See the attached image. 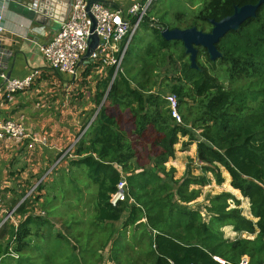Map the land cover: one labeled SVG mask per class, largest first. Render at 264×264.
Wrapping results in <instances>:
<instances>
[{
    "label": "trees",
    "instance_id": "obj_1",
    "mask_svg": "<svg viewBox=\"0 0 264 264\" xmlns=\"http://www.w3.org/2000/svg\"><path fill=\"white\" fill-rule=\"evenodd\" d=\"M257 1L205 0L184 28L196 27L207 32L210 20L219 21L231 15L235 6ZM158 27L159 24L153 28L156 54L151 50L155 65L158 66V55L159 61L179 72L174 77L177 81L168 90L155 92V82L147 85L145 74L143 81L133 86V79L118 71L107 92L115 67L106 65L105 76L97 77L91 99L93 109L87 112L78 136L83 133L72 147V155L63 161L78 172L85 169L86 186L96 189L94 193L86 190L91 206L83 209L81 215L92 226L90 242L93 235L99 234L96 240L99 244L90 247L89 252L96 251L95 255L89 254L84 262L91 264L90 258L100 255L110 244L108 260L114 264H123L125 249L135 250L136 264H240L244 257L247 264H261L264 261V5L254 19L219 40L216 48L221 57L216 61H210L206 50L198 48V69L190 68L182 44L163 39ZM163 28L173 27L163 24ZM103 66L102 62H90L85 66L86 73ZM164 92L176 97L182 119L179 123L171 116ZM180 137H187L182 144L184 148L196 145V161L204 175L211 173L220 185L224 179L219 169L227 172L230 186L248 200L252 219L243 216L239 201L226 193L209 199L207 220L188 207L200 196L198 189L189 187L206 186L208 180L204 175L173 180L175 170H166L165 164L174 158ZM121 180L126 183L128 198L113 205L111 196L117 192ZM42 183L36 187L38 192L43 190ZM32 193L17 207L20 199L13 203L12 208L16 207L13 214L21 217L16 225L6 222L2 226L0 264H36L30 262L29 255H23L35 243L48 245L49 236L44 229L55 230L49 216L56 215L44 208L35 211ZM52 199L44 204H51ZM228 200L235 202L236 207L229 208ZM83 217L75 224H81ZM122 217L121 231L117 232L114 226ZM227 226L254 238H226L222 229ZM126 234L131 235L132 245L124 243ZM56 235L62 237L60 233ZM75 250L77 253L78 246Z\"/></svg>",
    "mask_w": 264,
    "mask_h": 264
},
{
    "label": "rangeland",
    "instance_id": "obj_2",
    "mask_svg": "<svg viewBox=\"0 0 264 264\" xmlns=\"http://www.w3.org/2000/svg\"><path fill=\"white\" fill-rule=\"evenodd\" d=\"M144 1L146 4L148 3V0H143V2ZM204 1L205 0H151L144 14V17L146 16V18L139 22V26L127 44L121 63L120 72L125 77L128 76L129 79H133V86L136 82L143 81V74L147 77V85L151 86L155 82L153 89L155 92L159 91L162 93L163 91L168 90L173 82L177 81H175L176 78L174 77H178L179 72L175 73L174 70L167 67L166 62L162 63V61H159L158 55H156V63L158 66L155 65V58L153 57L152 51H154L155 55L156 48L154 40L156 34L154 33L153 28L158 24L160 25V27H158L160 30L161 25L163 24L173 28H184L189 24L190 17L197 15L199 8L203 5ZM53 25H58V23L54 22ZM133 26L134 25H131V30L133 29ZM126 40L127 38L123 40L120 45L125 46ZM145 60L146 65L144 62ZM201 62H204V60L201 59ZM178 66H180V64H178ZM94 72L93 74L91 73L92 77L88 80L89 84L90 82L94 83L97 77L99 78V73L96 74L97 71ZM86 80L81 82L83 84L82 87L85 86ZM59 82L62 81L60 80ZM75 93L76 92H74V94ZM164 93H166V96L170 94L169 92ZM80 97L82 98V93H80ZM82 100L84 105L81 106L85 107L90 105L89 100L84 98H82ZM55 107H57L58 112L60 110L69 112L71 110L69 98L63 100L61 103L58 99V103L55 104L53 108ZM83 107H79L78 113H80V115L81 113H86V111L83 110ZM77 136L78 135L74 138V142L77 141L80 135ZM186 141L187 137L179 138V143L175 145L174 158L170 159L165 164L167 171L172 168L175 170V172L172 173L173 180H182L187 177L197 178L204 175L200 169L198 161H196V145L191 144L189 147L184 148L182 144ZM69 149L70 145H66L62 147V149L60 148V152L57 153V155L52 154L50 161L47 163L41 162L38 164L35 154L30 155V157L27 156L30 162L24 164L26 170L24 176L31 181V184H29L27 189V194L30 195L33 192L30 197L33 209L38 212L41 208H44L45 211L47 210L56 215L49 216L53 222L55 230H51V228L49 231L47 229L43 230L44 234L46 233L49 236L48 245L35 243V247H30L23 255H29L30 262H35L36 264H86L84 261L89 258L88 255L90 254L92 257L96 252L93 250L89 252L90 247H96L99 244L98 241H96L98 240L99 234L93 235L95 240L91 238L90 242L89 233L92 226L89 221H86L85 217L81 215L83 209L91 206V197L86 190L88 189L90 193H94L96 189L92 185H89L90 187L86 186L85 183L87 182L84 176L85 169H83L84 172H78L75 168L63 164V161L68 159L69 155L72 154V149ZM60 158L61 160L58 162ZM219 171L224 179L222 184L218 185L214 176L211 173H208L204 175L208 180L206 186L200 187L191 185L189 187L190 189H198L200 191V196L193 202L189 203L188 207L199 211L202 217L207 220L210 217V214L206 210V207H209L210 205L209 199L215 195L226 193L232 195L239 201L238 206L241 209L243 216L251 218L249 214V202L242 198L240 193L230 186V177L227 172L222 168H220ZM41 181H43V183L40 184V186L43 185L44 187L43 190H41L42 192H38L36 187ZM53 197H55V199H52ZM39 199H42V204L39 202L36 203ZM48 199L53 200L51 204H44ZM227 203L229 208L236 207V203L232 200H228ZM70 205L71 209L69 208ZM69 210L73 212V215L70 216ZM82 217L83 222L76 225V221ZM123 220L124 218L122 217L121 221L115 224L114 227L117 229V232L121 231ZM78 231L80 233H78ZM57 233H60L62 237L56 235ZM130 234L133 235V230ZM130 234H126L124 243L132 242ZM227 234H229L228 231ZM137 235H139V232H137ZM88 242H90L91 245H88ZM130 245H132V243H130ZM77 246L78 251L76 253L75 249ZM111 251L112 247L108 244L100 253L101 257L100 255H96L94 258H90L89 262H91V264H113L108 260ZM6 258L11 259L9 257ZM121 258L123 264H136L135 250L125 249Z\"/></svg>",
    "mask_w": 264,
    "mask_h": 264
},
{
    "label": "crops",
    "instance_id": "obj_3",
    "mask_svg": "<svg viewBox=\"0 0 264 264\" xmlns=\"http://www.w3.org/2000/svg\"><path fill=\"white\" fill-rule=\"evenodd\" d=\"M88 1L101 3L121 13H125L134 3H145L143 0ZM1 6L4 9H1ZM0 9L3 13L2 24L4 26V33L0 37V48L3 53L0 71L5 73L7 78L17 79L26 77L32 71L38 72L29 89L14 94L9 100L0 99V118L23 121L35 135H41L47 139V146L37 147L33 151L27 150L24 141L17 145L13 143L5 145L0 142L1 231L4 223L12 222L16 225L17 221L21 219L13 212L29 196L27 189L31 181L24 176L26 171L24 164L30 162L27 156L30 157V155L35 154L38 164L41 162L47 163L50 161L52 154L57 155L60 152V148L72 145L74 138L80 132L81 124L87 117V112L93 109V104L90 101L95 92L97 79L94 83L90 82V84L88 80H90L91 73L93 74L94 71H97L96 74L99 73V77L105 76V66L88 74L85 67L88 62L82 61L77 66L75 76L55 75V72L47 67L40 49L52 40L60 27L59 24L45 27L33 22L27 18L23 4H18L17 0H7L6 2L0 0ZM60 80L62 82H59ZM85 80V86L82 87L81 82ZM2 84L3 81L0 79V88ZM74 92L76 93L74 94ZM80 93H82V98L89 100L91 106H81L84 104ZM68 98L71 104L69 112L63 110L58 112L57 107L53 108L58 103V99L61 103ZM79 107H83L86 113L80 115L78 113ZM24 193L25 195L22 197ZM16 200H19V202L16 207L12 208ZM38 202L40 203L41 199L36 203ZM222 231L224 236L229 239L252 240L254 238V235L245 232H234L229 226L224 227ZM227 231L229 234H227ZM243 259H247V257Z\"/></svg>",
    "mask_w": 264,
    "mask_h": 264
},
{
    "label": "built area",
    "instance_id": "obj_4",
    "mask_svg": "<svg viewBox=\"0 0 264 264\" xmlns=\"http://www.w3.org/2000/svg\"><path fill=\"white\" fill-rule=\"evenodd\" d=\"M150 2L151 0H148L147 4L134 3L125 13H121L98 2L87 5L88 0H71L70 11L66 19L61 23L52 40L40 49L47 67L55 73L75 76L77 66L88 48L87 39L90 35L95 34L99 42L88 63L97 61L102 62L104 66H114L112 78H115L117 72L121 71L127 44L139 26V22L143 19ZM1 9L4 7L1 6ZM1 9L0 37L4 33ZM93 24L94 29L92 30ZM131 25H134L132 30ZM126 38V45H120ZM2 56L0 48V65ZM37 73V71H32L26 77L17 79L7 78L5 73L0 71V79L3 81L0 88V99L9 100L14 94L29 89ZM164 99L171 110L172 118L179 123L181 118L176 107V97L169 94ZM23 141L26 142V148L29 151L47 146L46 137L35 135L23 121L0 118V142L5 145L8 143L17 145ZM74 144L75 142L72 143L69 150ZM60 160L61 158L58 162ZM127 198V186L125 181L121 180L117 185V192L111 196L110 202L115 205L118 201H124ZM129 201L133 203L132 199ZM12 256L17 258V255L12 254ZM240 264H247V260L243 259ZM261 264H264V261Z\"/></svg>",
    "mask_w": 264,
    "mask_h": 264
},
{
    "label": "water",
    "instance_id": "obj_5",
    "mask_svg": "<svg viewBox=\"0 0 264 264\" xmlns=\"http://www.w3.org/2000/svg\"><path fill=\"white\" fill-rule=\"evenodd\" d=\"M17 3L23 4L27 18L39 25L51 27L54 22L58 23L60 26L66 19L70 11L71 0H17ZM91 3L92 1H88L87 5H90ZM262 5H264V0H258L256 4H246L240 7L235 6L231 15H228L219 21L210 20L209 24L211 28L207 32L198 30L196 27L182 29L163 28L160 30V35L166 41H179L184 48L185 54L188 56L190 68L198 69L196 63L197 49H205L210 61H216L219 59L221 53L216 48L219 40L228 32L237 31L247 20L254 19ZM93 29L94 24L92 30ZM98 40L99 39L95 34L89 36L87 39V51L81 58L80 62L83 61L87 63L91 60L90 56L98 44ZM113 80L114 78L111 79L107 92L109 91ZM103 101L97 107L95 115L98 113ZM81 135L82 134H80V136Z\"/></svg>",
    "mask_w": 264,
    "mask_h": 264
}]
</instances>
